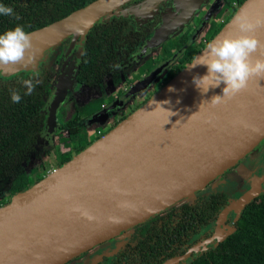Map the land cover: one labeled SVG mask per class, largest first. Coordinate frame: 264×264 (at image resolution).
Returning <instances> with one entry per match:
<instances>
[{"label": "water", "instance_id": "95a60500", "mask_svg": "<svg viewBox=\"0 0 264 264\" xmlns=\"http://www.w3.org/2000/svg\"><path fill=\"white\" fill-rule=\"evenodd\" d=\"M134 1L94 0L27 32L33 47L26 59L30 55L32 62L0 67V76L35 71L67 40L65 60L75 48L79 59L85 35L94 25L118 16H151L161 0L127 6ZM241 14L252 22L264 18V0H245L210 42L244 35L235 23ZM170 28L158 29L154 40ZM247 35L264 44V26ZM261 53L264 48L253 59H264ZM187 66L116 127L0 207V264H64L181 200L192 199L264 141V78L252 77L246 88L214 106L212 97L222 95L226 85L202 93L193 77L207 74V67ZM75 72H58L46 102L50 131L76 82ZM151 78L138 86L144 88ZM262 183L264 174L252 178L251 188L229 201L217 225L231 210L238 216L262 194Z\"/></svg>", "mask_w": 264, "mask_h": 264}, {"label": "flooded vegetation", "instance_id": "af4514ba", "mask_svg": "<svg viewBox=\"0 0 264 264\" xmlns=\"http://www.w3.org/2000/svg\"><path fill=\"white\" fill-rule=\"evenodd\" d=\"M143 1L136 0L127 6ZM239 7L240 0H161L152 9L150 18L142 16L136 18L134 15L112 17L111 20L122 19L131 25L132 29L141 36L140 46L133 53L131 61L121 67L114 77L106 75L98 85L93 87L80 84L86 88H101L106 80L110 81L112 91L107 104L96 110V114L93 112V115L90 114L81 119L75 94L70 89L56 114L54 130L50 131L48 129L49 108L46 102L54 88L55 80L59 77L58 70L62 69L64 73L69 74L76 69L75 76L78 70L75 65L76 48L65 60L69 41L66 42L61 54L53 52L50 56L52 63V73L49 71L50 85L44 96L42 110L45 115L43 124L37 134L33 151L28 160L22 164L28 177V188L49 174L43 170L35 176L34 181L32 177L36 174V167L33 168L31 164L35 160L37 162L35 166L41 169L53 162V170H55L67 154H70L72 158L116 127L182 71L193 57L217 35ZM187 13H190L189 17L186 16ZM166 28L170 30L162 35V42L151 43L157 30L165 31ZM138 62L142 64L139 66ZM149 77L152 78L147 86L144 88L142 85L138 86ZM137 88L138 90L135 91ZM101 119L105 121L101 122L104 128L88 133L87 125ZM62 124L66 125V129H60ZM262 143L261 156L254 157L251 177L244 179L242 183L238 184V181H235L231 187L230 183L235 180L231 173L235 172L241 162L259 146L202 190L197 191L192 199L181 200L177 205L170 206L152 216L145 221V224H138L124 233L105 240L64 264H196L199 257L234 232L233 221L237 214L231 210L225 221L218 226L220 212L213 223L197 227L191 225L192 219L187 215L180 217L181 215L177 216V212L173 213L169 210L184 204L192 205L198 199L208 198L219 192L226 193L228 203L230 200L241 198L251 188V179L264 174V141ZM50 151L54 152V158L49 156ZM221 180L225 181V188L229 187V191H225V188H215L205 192L214 182ZM263 188L264 183H262ZM233 193H238L239 196ZM11 197L5 188L0 187V207L5 206ZM231 230L232 232L229 233ZM214 235L216 237H213Z\"/></svg>", "mask_w": 264, "mask_h": 264}, {"label": "trees", "instance_id": "16d2710c", "mask_svg": "<svg viewBox=\"0 0 264 264\" xmlns=\"http://www.w3.org/2000/svg\"><path fill=\"white\" fill-rule=\"evenodd\" d=\"M92 1L0 0V5L11 7L20 17L16 20L14 16L0 15V34L18 24L23 25L26 32L33 31L62 19ZM244 1L240 0V5ZM140 38L131 25L122 19H110L94 25L85 35L79 59L76 53V82L93 87L106 75L114 77L121 67L131 61L141 44ZM67 41L53 52L62 51ZM116 65L120 67L116 68ZM51 66L49 58L47 64H38L35 71H19L10 77L0 76V187L5 188L11 196L29 186L22 164L33 151L43 124L45 115L42 110L50 85ZM34 73H39V76H34ZM29 78L39 83L30 95H26L27 88L22 81ZM12 90L21 95L19 103L12 101ZM70 159L71 155L67 154L58 167ZM227 203L226 193L219 192L198 199L192 205L172 207L169 211L177 212L180 217L187 215L192 219L191 225L198 227L213 223ZM233 227L234 232L199 257L196 264H264V191L244 207L234 219Z\"/></svg>", "mask_w": 264, "mask_h": 264}, {"label": "clouds", "instance_id": "9594fccd", "mask_svg": "<svg viewBox=\"0 0 264 264\" xmlns=\"http://www.w3.org/2000/svg\"><path fill=\"white\" fill-rule=\"evenodd\" d=\"M0 15L20 19L11 7L4 5H0ZM235 23L239 31L245 33L244 35H226L215 39L207 44L202 55L193 57L192 62L187 66L207 67V74L193 77V83L202 93H207L210 88L219 87L221 83L226 85L222 89V95L212 97L211 103L214 106L231 99L246 88L252 77L264 78V59H253V54L258 49L264 48V44L255 36L247 35L264 26V18H257L252 22L241 14L235 17ZM32 47L31 35L24 30L23 25L18 24L13 29L6 30L0 34V67L7 69L10 66L32 62V56L28 55L26 59V54ZM33 75L38 77L39 73ZM22 83L27 88L25 94L30 95L39 81L34 82L29 78ZM11 99L14 103H19L22 97L16 90H12Z\"/></svg>", "mask_w": 264, "mask_h": 264}, {"label": "rangeland", "instance_id": "374dc122", "mask_svg": "<svg viewBox=\"0 0 264 264\" xmlns=\"http://www.w3.org/2000/svg\"><path fill=\"white\" fill-rule=\"evenodd\" d=\"M145 15H146L145 18L151 17L149 14H145ZM161 38H162V36L160 38H158L156 41L154 40L151 43L155 44V43H157V41H158V43H160V42H162ZM61 53H62V51H59L56 54H61ZM139 62L137 65L140 66L142 63L140 64ZM58 72H59V70H58ZM111 84L112 83L110 81L106 80L103 83L101 88H99V87H97V88H86V87L78 84L77 82H73L72 87H71V91H73L75 94L77 106L79 108V116L81 119L85 118L86 116H89L90 114H92L93 112L98 110L102 105L107 104L109 102V100L111 98L110 93L112 91ZM93 114H96V112ZM102 120L103 119H101L100 121L93 122L90 125H87V127H86L87 132L91 133L92 131L102 130L104 128V125L101 122H105ZM60 129L61 130L66 129V125L62 124ZM258 146H259L258 148H256L247 158H245L241 162V164L237 168V170L235 172L231 173V175L235 178V180L230 183V186L233 185L235 181H238L237 183L239 184V183H242L243 181H245L244 179L251 177L253 163L255 161L254 157L259 156L260 153L262 152L261 149L263 148V143L261 142ZM49 156L51 158H54V152L50 151ZM263 159H264V157H263ZM35 163L37 164L36 160H35V162H33L31 164L33 166V168L36 167L35 168L36 174L33 175V177H32L34 181L36 180L35 176H37L38 173H41L44 170L45 173L48 174L54 169L53 162H50L49 164H47L44 169H41V167H39V166H35ZM221 182L224 183V185ZM215 188L216 189L217 188L218 189H224L225 188V181L221 180V181L214 182L212 184V187L211 188L209 187V189H206L205 192H208L210 190H215ZM224 190L229 191V187L227 189L225 188ZM233 194L235 196H239L238 193L237 194L233 193ZM230 197H232V196H230Z\"/></svg>", "mask_w": 264, "mask_h": 264}]
</instances>
